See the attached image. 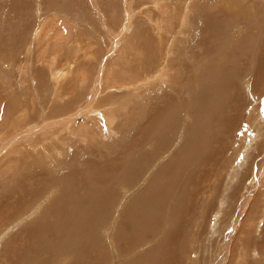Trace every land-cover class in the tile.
Here are the masks:
<instances>
[{
    "label": "rangeland",
    "instance_id": "374dc122",
    "mask_svg": "<svg viewBox=\"0 0 264 264\" xmlns=\"http://www.w3.org/2000/svg\"><path fill=\"white\" fill-rule=\"evenodd\" d=\"M165 1L164 3L170 5L173 14L180 12L184 15L183 12H188L190 8V10L192 9L191 14L194 15V18L196 17L194 12L196 9H193L195 7L192 3L197 2V0H193V2L192 0H189V2L188 0ZM202 1L209 2L208 0ZM162 2L161 4H164ZM150 3L151 0H0V139L3 140V145L0 140V151L2 148L4 150V154L0 155V196H2V192L7 191L6 193H8L9 190L5 189L7 186L11 190L15 185V183L9 182V177L17 168V165L14 164L19 161L17 153L20 152H17V149L20 144H24L21 143V138L24 139L22 142L28 141L31 146L36 144L34 152L39 151L38 154H41L45 151L47 155L49 154L48 159L50 156L54 158L53 162L46 163L45 159H41V155H38L40 156L37 157L38 161H44L47 166H51L54 162L57 163V160L65 164L71 158L74 159L78 156L73 161L74 166L72 168L69 163L66 165L68 168L65 166L70 174L72 169L81 171L79 169H83L88 161H93L95 164L107 163L117 166L120 162L123 163L127 156L124 178L122 172V175L119 176H122L121 178L125 183L119 180L117 182L121 183L122 187L117 186V182H110L112 186L109 185L114 205L110 206L111 214L109 215L111 217L107 215L108 223L104 221L105 225L107 224L105 234L99 228L94 233L98 242L104 245L108 252L109 259L106 264L130 263L138 257L144 256L146 252L160 247L167 234H170L168 217L172 209L171 206L175 203L177 190L175 194L171 192L170 197L166 198V206L163 211L166 220L163 218L153 238L145 236L146 239H143L147 245L136 247L130 254L120 256L118 251L115 250L116 248L111 247L113 236L122 231L121 222L124 221V211L129 208L136 197H141L143 190L152 180L151 178L155 177L161 168H164L174 159V153L181 151L182 139L185 143L190 122L199 116L197 111L201 109L195 96L205 91L204 85L211 87V91L217 89L214 77L209 80L210 83L204 81V69L216 63L217 65H214L210 71L221 70L219 66L227 64L229 58L234 54V49H231L230 45L225 42L226 48H223L219 57L215 56V52L207 46L208 36L213 35V37L218 38L219 33H217L218 35H211V32L206 34L205 16L202 14L201 3H199L197 9L199 14L204 17L195 24L192 19L193 15L189 16L188 20L191 24L187 26L188 30L183 34V42H179L181 36H178L179 41L175 44L178 49L176 63L181 65L179 69L182 72L180 82L172 89L155 84L158 93L155 88L143 99L136 102L131 100V105L127 103L123 107V99L128 100V98L121 97L122 94L133 95V88L124 89V87H120L122 93H117L115 88H110L112 90L111 95L119 103L116 106V113L110 110L111 117L115 115V121L111 125H113L116 132H111L109 136L103 139L100 138L92 144L87 133H83L80 129H87L91 123L92 125L95 124L93 114L88 107L97 97L103 98L108 95L106 91L104 92L105 86L103 84L105 82H103V79L111 77L109 79L112 80V83H120V81H125L118 78V76H122L128 80V77L131 78L135 73H138L137 67L140 66L139 62L142 60L149 62V67L152 66L150 63L154 59L149 49L151 48L154 52L160 53L159 49L156 48L159 44V35H155L152 28L155 27L160 32H164L166 39L170 37V34L167 33L169 31L164 28L165 23L156 27V16L160 9L157 12V4ZM75 5L77 6L75 7ZM192 5L193 8H191ZM171 6H175L173 8L175 10ZM186 6L188 7L186 8ZM234 12L233 10V14ZM207 14H210L211 20L215 19L219 31H226L224 35L229 36L230 33L227 29L231 24H229L228 15L232 16L233 14H229L226 9H209ZM174 23L175 21H172L173 29L177 24ZM193 23L195 28H192ZM244 31L243 26L238 28L239 34ZM133 33L136 35L134 44H132L134 41H131L134 36ZM75 35H82V48L78 54H76L79 49L77 41L73 43L77 39ZM219 38L224 40L223 35ZM70 41L73 42L70 43ZM164 41L166 40L164 39ZM261 42L264 44V38L260 42L258 39L255 43H252L246 50L250 51L249 53L244 54L240 51L239 54H244L242 57H236L235 53L234 58L240 64L225 70L221 75L220 80L225 78L234 87V93L229 101L231 104L228 113L231 126L223 135H220L221 138L217 139L218 144L215 149L213 148L214 150L212 149L216 152L211 151L212 159H215V162H211V168L203 174L205 178H198L199 180L197 179L194 182V191L190 194L189 210L187 208L186 210L183 209L186 218H180L181 221L179 220L182 234L181 236L178 235V241L174 245L176 251L174 252L175 264H264V252H262L264 250V50L263 53L259 51V49H264V45ZM4 43L6 44L4 45ZM166 43L168 42H164V44ZM129 46H132L135 50L133 55H136L131 59L126 55L130 51ZM54 47L55 49H62L61 53H58V58L67 56L73 59L78 56L80 58L73 65L76 73L73 81H62L61 84L66 83V85H61V90H58V97L52 98L46 95L48 94L46 91L52 85V82L48 80L49 69L47 68L46 56L51 51L50 49H54ZM123 47L124 49H122ZM125 51L127 52L125 53ZM54 52L52 51V54ZM129 61H133L134 64ZM137 62L139 65L136 67ZM156 62L155 60L154 64ZM63 63H61V66L64 65ZM240 66L241 69H238L237 67ZM132 68L136 69L133 71L134 74H130ZM90 70L92 75L88 76ZM107 71H112L114 75ZM31 75L33 78L36 77L33 79L32 86L37 89L39 96L43 95L40 97L41 99L37 96L35 97L36 100L32 99L30 103H26L27 100L23 102L24 97L19 93L21 89L23 90L28 85L27 77L32 78ZM26 81H28L27 84ZM217 81L219 80L217 79ZM106 84L110 83L106 81ZM222 85L220 82V86ZM75 88L78 91H75ZM101 89L103 90L101 91ZM29 91H31L30 88ZM166 93L168 96L160 101L159 98ZM217 96H219L218 91ZM76 97L77 99H75ZM173 98L175 102L172 101ZM161 102L169 105V110H171L169 124L172 130V144H168L169 149H166L168 147V145L166 147V144L159 147L156 138L155 141L146 145H139L135 139L136 134L142 131L141 128L146 123L151 126V123L148 122L149 118L147 119L146 116L151 109L160 106ZM41 103L46 108L44 106L41 108ZM9 104H13L15 109L17 107L26 108V112L22 110V113L26 118H29L25 121V127L17 133H10L3 126L6 121L10 125V120H12L9 119L3 122V114L5 109L10 106ZM55 104H57L56 108L59 111L54 116H49L48 111L55 108ZM66 105H71V108L66 107ZM97 106L94 104L93 109H96ZM127 106L130 109H127ZM58 107H62V110ZM66 109L70 110L66 111ZM12 112H14L13 109L11 114H13ZM31 112L35 115L39 114L34 117ZM66 112L68 113L66 114ZM87 115L92 117L91 120ZM140 117H142L141 121L138 119ZM35 119L39 122L36 123ZM21 120L22 118H20V122ZM34 122L36 125L33 124ZM147 131H151V128ZM19 132H22L21 135ZM3 135L5 136L3 137ZM13 138L15 144L12 145L8 140ZM83 146L85 147L84 152L81 149L84 148ZM164 146L166 147L164 148L165 151L159 154L160 149ZM5 147H7L6 150ZM147 154L154 158V162L148 167L144 158ZM194 160L198 162L199 158L195 157ZM216 160L218 161L216 162ZM26 163L28 164V162ZM30 163L32 162L30 161ZM79 166L81 168L78 169ZM146 167L147 169L144 172ZM207 168L205 166L204 171ZM182 179L179 180L180 183L183 182ZM179 182L177 185L180 188ZM13 197L18 199L29 198L25 192L24 184L17 190L16 194L8 198L7 201L10 206H13ZM44 210H46L45 205ZM87 213H93V211L88 210ZM25 221L9 227L4 231L7 233L0 234V254L6 249V243L9 241L7 239L12 238L17 232L21 231V226ZM124 235H121L120 240ZM66 259L65 261H59L58 258L54 264H70L68 258Z\"/></svg>",
    "mask_w": 264,
    "mask_h": 264
},
{
    "label": "bare ground",
    "instance_id": "6f19581e",
    "mask_svg": "<svg viewBox=\"0 0 264 264\" xmlns=\"http://www.w3.org/2000/svg\"><path fill=\"white\" fill-rule=\"evenodd\" d=\"M161 1H163L162 3H164L165 0H151V3L157 4L156 5L157 12L160 9L158 15L156 16L157 17L156 27L165 23L164 28L169 31L167 33L170 34V37L166 39L165 35L163 34L164 32H160L155 27L152 28V30L154 31L153 33L155 35L156 34L159 35V44L156 48L159 49L158 51H160V53L154 52L153 50H151V48L149 49V52H151V56L153 57L154 61L156 60L157 62L155 64L154 61L150 63L152 64L151 67L148 66L149 62H146L144 60L139 62L140 66L137 67V65H139L137 62L135 66L139 69V70L137 69L138 73L133 72L136 69L132 68L130 74L132 73L135 74L131 78L128 77L127 78L128 80H126L122 76H118V78L125 80L123 82L120 81V83H115V82L112 83V80L109 79L111 77H109L108 79L105 77L103 79V82H105L103 85L105 87L103 85L101 86L105 88L104 92L106 91L108 95H105L106 97L105 96L103 97L101 95L103 98L97 97L96 100L90 104V107H88V109H90V112L93 114V117L95 119V121L93 122L95 124L92 125L91 123L89 128L80 129V131H82L83 133H87L88 138H90L92 144H94L100 138L103 139L109 136L111 132H116L114 131L113 125H111L112 122L115 121V117H114L115 115L111 117L110 110L116 113L117 111L116 106L119 103L117 99H114V96L111 95L112 90L110 88H115L117 93H122L120 87H124V89L133 88V92H134L133 95L122 94L121 97L128 98V100L123 99L122 102V107H123L126 106L127 103L131 105L130 103L131 100L136 102L143 99L145 95H148L150 91L155 88H156L155 91L158 93L155 84L164 85V87L166 86L167 89L168 88L172 89L173 86L177 85L180 82L181 79L180 74L182 72L181 69H179L181 65L176 63L178 49L175 47L176 46L175 44L179 41V39L177 38L178 36H181V40L179 42L181 43L183 42L184 39L183 34H185L186 30H188L187 26L191 24L189 23L190 20H188L189 19L188 17L193 15L191 14L192 9L190 10L189 8L188 12L186 11L183 12L185 16L180 12L179 13L175 12V14H173L170 5L166 3L161 4ZM208 1L209 2L197 0V2L194 1L195 3H192L195 8H193V5L191 6V8L196 9L194 11L196 17L194 18L193 15L192 19L196 24L197 22H199V20L202 19V17L205 16L204 21H206V26H205L206 34L211 32V35L212 34L216 35L217 33H219L218 38L213 37V35L212 36L209 35L206 41L207 46L211 48L212 51L215 52V56L218 57L220 56L223 48L224 47L226 48V44L230 45L229 47L231 49H234L233 50L234 54L233 52H231L233 55L229 58L230 60H228L227 64H221V66H219L221 67V70L215 69L216 71L214 72L213 70L210 71L214 65H217L216 63L211 64L208 67L209 69L208 68L204 69L205 71L204 81L207 83L209 82L210 79H213L214 77V81H215V85L217 86L216 87L217 89L215 91H211L210 90L211 87H206L204 85L205 91L202 94L199 93L195 96V99H197L196 102L201 109L197 111L199 113V116L195 117L194 121L192 119V122H190L191 124L188 128L189 131L185 143H183L184 141L182 139L181 151L178 153H174V159L170 161L164 168H161V170L158 171L155 177L151 178L152 180H150V182L147 184L148 186H146V189L143 190L141 197L139 198L136 197L135 200H133L132 204L129 206V208H127L124 211V216H123L124 221L121 222L122 231L121 233L115 234L111 239V243H112L111 247L116 248L115 250L118 251L119 256L130 254L136 247L138 248L143 246L146 243L143 241V239H146L145 236H149V238H153L156 231L158 230L159 224H161V221L165 217L163 211H164V207L166 206L165 205L166 201L170 197L171 192H174L175 194L177 190L176 200L174 203L175 205L173 204V206H171L172 207L171 212L170 214L168 213L169 214L168 226L170 229L169 230L170 234H167L160 247H157L156 249H152L146 252L144 256L138 257V259L133 260L127 264H175L174 252L176 251L174 250L175 249L174 245L178 241V235L181 236L182 234L181 232L182 227H181V223H179V220L180 218L183 219L186 218L185 214H183L184 213L183 209L186 210L187 208L189 210L190 194H192V192L194 191V182L198 178L201 177L205 178L203 174L207 173L208 170L211 168L210 163L215 162L214 161L215 159L214 160L212 159L211 151H213L215 149V146L218 144L217 139L220 137V135H223L225 131L228 130L229 127L231 126V123L229 122V118H228L229 117L228 113L230 111V104H231V102L229 101L231 100L232 94L234 93V87L230 85L225 80V78L220 80L221 75L225 70L234 68L240 64L239 61H237L234 58L235 53H236V57L239 56L242 57L244 54L248 52L246 50L249 48V46H251L252 43H255L258 39L260 42L264 38L263 0H208ZM199 3H201L200 6L202 9V14L204 16H201V14H199V11L197 9V7H199L198 6ZM161 5H163L162 9H161ZM186 5H188V3H186ZM76 6L77 5H75V7ZM174 7L175 6H173L172 9ZM187 7L188 6H186V8ZM209 9L210 10L226 9V11L229 14H233V10L235 11L232 16L228 15L229 24H231L227 29L230 33L229 36L224 35L226 31L225 32L219 31L218 24L217 22H215V19L214 20L210 19L209 17L210 14L209 15L207 14V10ZM172 21H175V23H177L174 29L172 28L171 25ZM242 26L244 27L245 31L239 34L238 28ZM192 28H195V25ZM133 35H134L133 37L131 36L132 37L131 41H134V38H136V35L134 33ZM222 35L224 37V40L223 38H219ZM75 36H77V39H75L74 42L73 41L72 42L75 43L77 41L79 49L77 50L78 52H76V54H78L82 48V43H83L81 40L82 35H75ZM237 37H238V41H237ZM204 38L206 39V37ZM164 39L166 41H164ZM72 42L70 41V43ZM164 42H168V43L164 44ZM224 42L226 44H224ZM134 43L135 41L132 42V44ZM5 44L6 43H4V45ZM129 47H130V51L129 52L125 51V53L127 52L126 55H128L129 58L131 59L136 55L135 56L133 55L135 50L132 48V46ZM122 49H124V47ZM50 50L51 51H49L48 52L49 54L46 56V63L48 66L47 68L49 69L48 80L52 82V85L49 88V90L46 91L48 93L46 95L53 98V97H58L57 96L58 90H61V85L62 86L66 85V83L61 84L62 81L64 82H66V80L73 81L74 74H76L74 72L75 68L73 67V65L76 63L77 59L79 60L80 57L79 56L74 57L73 59L70 58L69 56L67 57L63 56L64 58L60 57L62 58L60 59L58 57L62 51L61 48L55 49L54 47V49H50ZM263 50L264 49H259V51H261L262 53ZM52 51H55L54 54H52ZM240 51L244 54L243 55L239 54ZM76 54L75 56H77ZM140 56L142 57V55ZM134 60L135 58L133 59V61ZM62 62H64L63 66H61ZM163 64L164 66L162 67ZM237 68L241 69V66ZM91 70L88 73V76L92 75ZM110 73L111 75H114L112 74V71ZM40 76L39 78L41 79ZM35 78H33V76L32 78L31 77L29 78L28 76L27 77V80L29 81L28 85L25 88H23V90L21 89V92L19 94H21V96L24 97L23 102L27 100L26 103H30L32 99L36 100L35 97L39 96L37 89L32 86L33 79ZM89 79L86 80L88 81ZM217 79L223 84L222 86H220V82L217 81ZM28 81H26V84ZM39 81H37V83H39ZM106 81L110 84H106ZM29 88L31 89V91L28 92ZM102 90L103 89H101V91ZM75 91H78L77 88H75ZM217 91L219 93V96H217ZM41 96H39V98ZM165 96H168L167 93L164 94L162 97H160L159 100L162 101V98H164ZM192 96H193V92H192ZM75 99H77V97ZM174 100L175 99L173 98L172 101ZM216 102L218 103L216 104ZM32 104H28V105H32ZM94 104L95 106L98 105L96 109H93ZM9 105L11 106V108L9 106L8 108L10 109L8 108L5 109V113L3 114V122L9 119L12 120H10L11 121L10 125L7 124L6 121L5 122L6 124L3 123V126L10 133L12 132L17 133L18 131H20L22 128L25 127V121L28 120L29 118H26L24 113H22V110L25 111L26 108L22 107L21 109L17 107V109H15L13 107V104H9ZM56 105L57 104H55V108L51 107L53 109L49 108L50 109L48 111L49 116H54L55 113L59 111L56 108ZM42 106H44L43 103H41L40 107L42 108ZM68 106L69 105H66V107ZM58 108L61 109L62 107L61 108L58 107ZM69 108H71V105L69 106ZM12 109L14 110V112H12L13 114H11ZM127 109L130 108L127 106ZM67 110L70 109H66V111ZM151 110L150 113H148V115L146 116L147 119L149 118L148 122L151 123V126L145 122L146 125L143 128H141L142 129L141 132H138V134H136L135 139L137 140L139 145H146L149 142L155 141V139L157 138L159 147H161L162 144H166L167 147L168 144L170 145L172 144V137H171L172 130L169 124L171 110H169V105H167L166 103L162 104L161 102L160 106L154 108L152 111ZM67 113L68 112H66V114ZM36 115L34 114V117H36ZM72 116L76 117L75 115ZM87 116L91 120L92 117H90L89 115ZM142 117L138 119H140L141 121ZM20 118H22L21 122H20ZM34 121H36V119ZM38 122L36 121V123ZM33 124H35V122ZM150 128L151 131H147ZM19 133L21 135L22 132ZM5 135L7 134L5 133ZM5 135H3V137ZM0 140L3 145V140L2 139ZM22 140L24 139L21 138V143L24 144H20L17 149V152L18 151L20 152L17 153L18 155L17 159H19V161L21 162L18 161L14 163L17 165V168L14 169V172H12L11 176L9 177L10 178L9 182L15 183V185L11 188V190L9 189V186H7L5 189L9 190L8 193H6L7 191L5 193L2 192V196H0V234H2L9 227H12L13 225H17L25 220L26 221L21 226L20 229L21 231L17 232V234L12 238L7 239L9 240L7 243L5 242L6 249H4L2 254H0L1 255L0 264H54V262H56L55 260H57L58 258L59 261H65L67 260L66 258H68L70 264H106L107 260L109 259L108 252L105 249L104 245L98 242L94 233L99 228L100 230H102V233L105 234L104 232L107 224L105 225L104 221L108 223L109 220L107 218V215L110 216L109 215L111 214L110 206L114 205V199L110 192L111 189H109V185L112 186L110 182L115 183L119 180H122L121 178L122 176L119 177L120 175H122V173L124 178L125 162L127 161V156L125 161L123 163L120 162L117 166L109 165L107 163L95 164L93 161L89 162L88 160H86L88 162L84 161L86 162V165L84 163L85 166L83 167V169H79L81 168L80 166L78 167V169L81 171H76L72 169L70 174L68 172L69 170L67 171L65 166L68 165L69 163V166L72 168L74 166L73 161L78 156L74 159L71 158L65 164L60 162V160H57L58 161L57 163L54 162L51 166H47L46 163L53 162L54 158L50 156L48 159L49 154L47 155L45 151L42 152L43 148L42 151H40L42 152L41 154H38L39 151L34 152L36 144H33L31 146V144L28 141L22 142ZM8 141L12 145L15 144L14 138ZM166 147L164 146L162 147V149L159 148L160 149L159 154L164 152L165 151L164 148ZM6 148L7 147H5V150ZM81 149L84 152L85 147ZM166 149H169V145ZM2 153L4 154L3 148L0 151V155ZM38 155H41V157ZM37 157H40L41 159L43 158V160L45 159L46 163H44V161L39 162ZM195 157L199 158L198 162L194 160ZM144 158L147 167L150 166L152 162H154V158L148 154L145 155ZM30 161L32 163H30ZM217 161L218 160H216V162ZM26 162H28V164ZM25 164H26V168H25ZM34 165L36 166L35 168L33 167ZM172 166L174 167L172 168ZM205 166L208 167L206 171H204ZM66 167L68 168V166ZM147 167L144 168V172L146 171ZM21 171L23 173H19ZM180 179H182L183 181L182 183L179 182ZM178 182L181 185L180 188L177 185ZM23 184L25 186V192L29 198L18 199L13 197L12 200L13 206H10L9 202L7 201L8 198H11L14 194H16L17 190ZM116 185L122 187L121 183L117 182ZM44 205L46 206V210H44ZM88 210H92L93 213H87ZM125 217L127 218L125 219ZM121 235H124L122 240H120ZM108 239L110 238L108 237ZM111 252L113 253L112 250ZM262 252H264V250Z\"/></svg>",
    "mask_w": 264,
    "mask_h": 264
}]
</instances>
